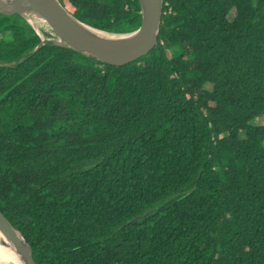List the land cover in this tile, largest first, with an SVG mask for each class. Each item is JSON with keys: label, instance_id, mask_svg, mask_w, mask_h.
I'll use <instances>...</instances> for the list:
<instances>
[{"label": "trees", "instance_id": "1", "mask_svg": "<svg viewBox=\"0 0 264 264\" xmlns=\"http://www.w3.org/2000/svg\"><path fill=\"white\" fill-rule=\"evenodd\" d=\"M60 1L141 24L139 0ZM40 43L0 14V210L36 264H264V0H164L126 66Z\"/></svg>", "mask_w": 264, "mask_h": 264}, {"label": "water", "instance_id": "2", "mask_svg": "<svg viewBox=\"0 0 264 264\" xmlns=\"http://www.w3.org/2000/svg\"><path fill=\"white\" fill-rule=\"evenodd\" d=\"M141 24L126 34L109 33L77 19L60 0H0V14L22 16L40 36L43 46H62L93 57L101 63L126 66L150 54L159 43L164 0H139ZM38 18L47 25L53 37H47L35 25ZM24 59H21V63ZM135 218L131 221L134 223ZM130 223H128L129 225ZM0 233L13 245L17 264H36L32 247L0 210Z\"/></svg>", "mask_w": 264, "mask_h": 264}, {"label": "bare ground", "instance_id": "3", "mask_svg": "<svg viewBox=\"0 0 264 264\" xmlns=\"http://www.w3.org/2000/svg\"><path fill=\"white\" fill-rule=\"evenodd\" d=\"M39 22V21H38ZM19 256L8 239L0 233V264H17Z\"/></svg>", "mask_w": 264, "mask_h": 264}, {"label": "rangeland", "instance_id": "4", "mask_svg": "<svg viewBox=\"0 0 264 264\" xmlns=\"http://www.w3.org/2000/svg\"><path fill=\"white\" fill-rule=\"evenodd\" d=\"M234 16H235V14H234V12H232V13L230 14L229 17H230V19H233ZM38 21H39V22H38ZM34 23H35L36 27H37L41 32H42V31H48V27H47V25L44 24L42 21H40V19L36 18V19L34 20ZM263 121H264V118L258 120L257 122H258V123H263Z\"/></svg>", "mask_w": 264, "mask_h": 264}, {"label": "built area", "instance_id": "5", "mask_svg": "<svg viewBox=\"0 0 264 264\" xmlns=\"http://www.w3.org/2000/svg\"><path fill=\"white\" fill-rule=\"evenodd\" d=\"M48 33L50 34V37H53V33L51 31H48Z\"/></svg>", "mask_w": 264, "mask_h": 264}]
</instances>
